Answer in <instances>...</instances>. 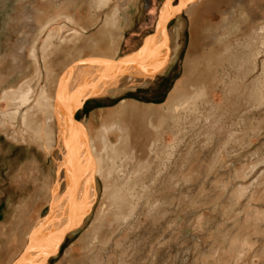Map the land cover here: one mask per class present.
Masks as SVG:
<instances>
[{"label":"rangeland","instance_id":"374dc122","mask_svg":"<svg viewBox=\"0 0 264 264\" xmlns=\"http://www.w3.org/2000/svg\"><path fill=\"white\" fill-rule=\"evenodd\" d=\"M0 1L4 4L6 0ZM34 1L7 0L9 6L18 3L22 7L20 10L17 5L13 6L14 12L33 14L34 17L31 20V16H26L21 27H14L15 22L10 20L9 13L2 20L0 94L20 84L27 77V64L37 62L30 56L29 49L31 45L40 46L46 35L37 29L45 18H40L36 10L28 8ZM80 1L93 10L91 0ZM164 1L138 0L135 3L132 9L134 18L123 31V51L137 50L144 38L153 32ZM232 1L224 13L232 8ZM261 1L264 3V0ZM36 7L42 9L44 6L38 3ZM110 10L111 7L105 13L97 14L100 23L97 30ZM180 18L178 15L175 20L168 21L167 30H172L178 23L182 27ZM37 32H40L39 35ZM116 34L114 31L111 38H122ZM257 34H260L259 38H256L254 45H249L251 48L247 47V53L233 52L231 47L228 55L218 61L220 67L207 69L210 71H207L210 74L209 83L202 93L194 92L193 86L199 84L191 76L170 98L179 68L175 67L169 75L157 76L166 70L167 64L179 59L182 48L179 45L180 49L177 48L170 60L165 61L162 69L155 74L156 80L149 86L108 93L102 99L85 101L81 111L75 113L76 120L84 123L89 119L97 127L100 113L118 106L123 100L160 105L169 120L174 99L189 97L179 102L180 106L175 111L179 115L178 137L175 138L168 126L164 127L166 150L172 154L162 157L149 154L143 141L135 138V164L129 159L125 173H121V176L115 174L118 183L129 182L131 188L126 198L140 207L131 224L118 230L119 226L113 217L114 207L104 192V182L98 178L96 203L80 224L64 235L56 254L49 256L42 264H264V24ZM22 40L23 50L18 45ZM71 45L70 41L55 40L50 45L47 57L56 46L69 49ZM10 47L14 49L13 52ZM258 50L262 51L261 55L258 53V67L251 72L250 55L253 56ZM185 51L186 48L182 52L179 77L185 73L182 69ZM7 53L10 61L4 60ZM95 56L90 55L89 58ZM83 57L74 58L62 68ZM15 60L21 67L17 70V80L12 79L16 71ZM47 62L51 76L61 60ZM62 68H58V73ZM255 79L259 81L262 92L256 95L257 99L251 94L250 87ZM88 103L91 104L89 108ZM84 107L87 109L84 110ZM7 108L10 107L6 101L0 99V111ZM146 120L138 115L133 120L134 127L144 128ZM11 134V131H0V217L8 215L13 198L29 189L28 184L21 179H11L15 167L23 163L33 151L38 152V156L44 154L32 140L28 139L27 144L19 139L13 141ZM161 151H164V147ZM59 154L60 150L57 149L54 157L58 159ZM54 157L47 156L46 164L50 168L54 166L56 172ZM138 161L145 166V170L133 172V168H139L136 165ZM48 169L46 167L45 171ZM54 178L50 192L55 188L54 183L56 186L59 183L57 172ZM225 183L226 187L216 186ZM238 183H242L241 190ZM34 192V207L30 211L32 224L35 227L38 224L47 226L44 220L52 210L53 194L46 197L41 189ZM154 208V215L150 214L149 211ZM26 231L24 228L19 230V240L14 250H4L0 264H12L24 252L28 239L30 241V236L26 243L23 241ZM67 246L71 248L69 254L64 253Z\"/></svg>","mask_w":264,"mask_h":264},{"label":"bare ground","instance_id":"6f19581e","mask_svg":"<svg viewBox=\"0 0 264 264\" xmlns=\"http://www.w3.org/2000/svg\"><path fill=\"white\" fill-rule=\"evenodd\" d=\"M137 1L91 0L90 2L94 11L111 7V10L105 14V19H103L104 21L101 24L102 26L97 31L102 36L109 37L114 44L116 38H111L112 34L116 31V36L118 35L120 37L123 35L125 27L132 21L131 12L133 13L132 9H134L133 7ZM182 1L184 3L186 2L184 6L180 7L179 4L178 7L170 6L165 9V11L167 10L165 12L166 15H161V18L158 20L153 37L148 42V45L139 52L135 50L130 54L121 56V59L118 58L119 60L116 59L117 57L95 56L76 61L71 66L61 67L62 71L59 73L58 70L60 69L53 70L54 72H52L53 74L51 76L49 75L50 69L47 62L49 56L47 57V52L50 49V45L53 44V41H70L74 47H77L84 41L89 43L96 39L92 40L88 28L77 22L73 12H68L71 7L75 6L78 8V0H36L30 3L31 5L28 8L30 10H36V15L40 18H45L43 22L38 24L37 29L40 32H45L46 36L43 38L41 45L39 44L40 46L31 45L32 47L29 49L30 56L34 61L37 60V62L27 64L25 72L27 77L16 87L5 89L0 94V99L6 101L10 107L0 111V131L4 133L11 131L13 141H18L19 139L27 144L28 139L32 140L33 143H36L43 150L44 154L38 156V152H31L32 154L13 170L11 179H21L24 183L28 184L29 189L13 198V204L8 211V215L6 217H0V263L4 250L9 252L14 250L19 240L18 232L23 228L28 230L25 233L23 241L26 243L29 236L30 241L28 239V244L23 250L24 252L16 260H13L11 262L12 264H21L22 259L29 253L33 254L41 251L39 254L41 257L43 252L42 246L44 245L49 249L55 244L54 247L57 251L62 242L60 240L62 234L60 238L58 234L62 231L64 233L63 235L66 234L64 232L65 225L69 221L73 222L77 219H79L77 221L79 225L84 216L91 210L93 204L96 203L95 201L98 196L96 190L98 178L104 182V192L114 207L113 217L119 226L118 230L120 231L122 228L129 226L132 220L136 218L140 207L126 198L129 193L127 191L131 188L128 184L129 182L118 183L115 174L120 175L121 173H125L129 159L132 161V164H135L134 158H137L136 145H133L135 138L143 141L146 147L145 149L149 154H153L156 157H162L164 154L168 156L172 154L166 150L168 147L165 142L164 127L168 126L175 138L178 137L179 115L175 111L180 106L179 102L188 100L189 97L184 96L179 99H174L175 103L173 104V111L168 118L169 120L165 117L162 112L163 107H160V105L156 106V104L123 100L118 106L100 113V116L97 118L100 124L97 127L89 119H86L84 123L76 120L75 114H72V108H77L80 104L79 102H74L73 97L76 99L77 97L75 98V96L85 95L84 92L89 87V84L90 88L86 91L93 93L96 89L98 90L99 85H91V82L94 80V72L97 70V67L100 68L101 66L107 67L104 75L102 73L104 79L107 77V80L110 79L107 85H102L104 86V94L122 92L126 89H136L138 87L145 88L151 82H154L156 80L155 74L162 69L167 59L170 60L172 53L177 51V48L180 49L179 45H182L181 27L176 25L170 31L166 28L170 16L181 12L186 13L190 19L192 12L203 5V0ZM169 2L170 0H166V4ZM38 3L43 4L44 7L42 9L37 8ZM111 3L112 6H110ZM33 4L35 5L33 6ZM231 6L232 8L229 12L225 13L222 23L217 28L218 36L215 38V42L218 45L224 43L229 35L237 29L235 22L244 11V5L241 0H233ZM191 22H195L194 17ZM191 22L189 21V23ZM262 28L263 25H260L258 29L262 30ZM40 32H37V34ZM23 41H18L19 49L21 50L24 48ZM230 45L224 44V50L221 52V56H219L220 53L215 52L209 54L207 57L205 56L206 59L202 57L201 60L207 63V69L214 70L216 66H221H218L217 63L219 60H223V56H227L231 51ZM59 48L60 46H56L55 51H58ZM261 52V50H258L253 56L250 55V59H252L250 66L251 72L257 69V60L259 54H262ZM52 53L54 54V51ZM18 57L17 55L16 58ZM187 61L185 59L182 66L185 73L177 78L172 92L169 94L170 98L178 92L180 86L187 83V80L191 76L196 77L197 84H199L193 86L196 94L202 93L207 89L206 84L209 83L210 71L206 70L204 72L205 69L203 71H197L194 65L191 66V62ZM119 62L120 65L116 67ZM112 70H118V73L115 76L114 74L111 75ZM62 72L64 73L62 74ZM205 73L206 76L204 77ZM250 87L251 94L253 93L255 95L254 99H257L256 95L262 94L259 88V81L256 79L253 80ZM67 89V92L70 91V97L74 95L70 102H66V98L69 95L67 94L65 96ZM113 89L116 91H112ZM87 105L89 108L91 104L88 103ZM86 109L84 107V110ZM67 115H72V120ZM93 115L95 116V114ZM138 115L143 119H148L146 120L144 128L137 129L134 127L133 120ZM18 125L19 127H17ZM162 147H164V151H161ZM57 149L60 150V154L57 155L58 159L54 157L57 154ZM50 155H53V160L56 159L54 165L56 166L58 175V179H56L59 180L57 186L54 183L53 186L55 188L51 192V183L55 179L56 172L54 166L50 168L46 164L47 156L50 157ZM136 165L139 168H133V172L142 170L145 167L140 161L136 162ZM46 167L49 168L47 171H45ZM225 185L226 183L216 186L226 187ZM241 186L242 183H238L240 190ZM31 189H33L32 192H30ZM38 189H41L46 197L52 193L54 199L52 200L53 203H51L53 204L52 210L44 220L47 222V226L38 224L35 227L32 224L33 218L30 216V211L34 207V191ZM64 202L68 203L64 206V209H61ZM76 210L79 215H73ZM155 210L156 208L150 210V214L154 215L153 211ZM67 213H72L70 220H65L60 224L61 215ZM32 230L33 232L31 233ZM70 249L67 246L64 253L69 254Z\"/></svg>","mask_w":264,"mask_h":264},{"label":"crops","instance_id":"0c3cea01","mask_svg":"<svg viewBox=\"0 0 264 264\" xmlns=\"http://www.w3.org/2000/svg\"><path fill=\"white\" fill-rule=\"evenodd\" d=\"M230 2H231V0H203V3H202L203 5L199 8H196L192 12L190 19L186 13H184L182 15L181 12L175 13L170 18V20L173 21V20H175V18L178 17V15H179V17H181L180 19L182 21V27H181V24H179V23L177 25V26L181 27L180 33H181V38H182V43H183L181 46L182 47L181 51H180L181 55H180L179 59H176L174 62H172V64H170V65L167 64L168 66L166 65V67H165L166 70H164L163 72H159L157 76H163V74L169 75L171 73V71H173L175 69V67H177V68H179V73L174 78V80H176V78H178L180 73H181V67L180 66H181L182 57H183L182 52H183V49H185V48H186L185 59L188 60L187 62H191V66L194 65V68L197 71L198 70L203 71L205 69L204 72H206L208 67H207V63L205 61L201 60L202 57H204V59H206V57L211 53L223 52L225 43H226V45L231 44L230 46L232 47L233 52H238V53L239 52H245V53H247L249 51L247 49V47L249 45L251 46V45H254V43H256L255 42L256 38H259V36H260V34H257L256 32H258L259 26L264 24V3L262 1L259 2V0H245V2L242 1V4H244V6H243L244 11L241 14V16H239L235 22L237 25V29L229 35L228 39L225 40L226 42L224 41V43L218 45L215 42L216 41L215 38H217V36H218V33H217L218 29L217 28L222 23V21L224 19L223 17L225 16L224 12L230 6ZM167 4H169V5H167ZM167 4H166V0H165V2H163L162 6L160 7V9L158 11L157 20H156L157 22L161 18V15H166L165 12L167 10L165 11V9H167L170 6H177L178 7V0H170V2ZM15 5H17L20 8V10H22L21 9L22 7H20L18 3H15V4L9 6L7 4V0L4 2L3 7H1L2 2L0 1V25L2 23V20L6 17V15L8 13L10 14L9 16H11V18H10L11 21L15 22L14 27H17V26L21 27L23 20L26 19L25 18L26 16H29V17L31 16V20L33 19V17H34L33 14L29 15L26 13L24 14L22 12H19V13L14 12L12 7ZM77 6H78V8L75 6L71 7L68 10V12L69 13L73 12L75 14L74 16H75L76 20L78 21V23L80 25L86 26L89 30L88 32H89L90 36H92V40H95V39L96 40L89 42V43L84 41L80 46H77V47L70 46L69 49L65 46H60L58 51H55V49L52 50V52L54 51V54L52 52H50L49 60H53V61L61 60V62L56 65L57 69L61 68L62 65L70 62L71 60H73L74 58H77L79 56H85L81 60L89 59L90 55L117 57L116 59H118L121 56H124L126 54H130V53L135 51L134 49L123 51V47L125 45V40L123 39L124 38L123 36L121 39L116 38V41H114V44H113V42L110 40L109 37L102 36L97 31V29H98L97 27L100 24V23H98L99 18H98L97 14L99 12L105 13L106 11L109 10V8L102 10V11H93V10H91V8L89 7L88 4H85L80 0H78ZM75 8H77V9H75ZM161 9H164V10L161 11ZM180 11H182V9H180ZM162 12H164V13H162ZM133 15H134V12L133 13L131 12V20L134 18ZM193 17L195 19V22H191V21H193ZM189 21L191 23H189ZM157 22H156V24H157ZM90 32H92V33H90ZM97 39H98V41H97ZM188 41H189V44H188ZM108 43H110L111 46ZM127 45H129V43H127ZM212 45L214 46L213 48H212ZM16 46H17V44H16ZM93 47H95V48H93ZM108 48H110V49H108ZM14 49H15V46H14ZM10 50H11V47H10ZM10 50L8 52H10ZM13 50H11V51L13 52ZM5 51H6V49H5ZM25 52H26V50H25ZM6 59L9 60L8 53L6 54V56L4 55V60H6ZM12 60H13V56H12ZM81 60H79V61H81ZM14 67L16 68V71L14 72V77H12V79L17 80V76H19V72H17V70H19L21 67H18V63L16 61L14 62ZM106 69H107L106 66H101L100 68L97 67V70L94 72V80L92 81L93 83L91 82V85H99L98 90L96 89L95 92H93V93L86 91V90H88V88H90V84H89V87L86 88V90L84 92L85 95L81 94L80 96H75V98L77 97L76 99H74V97H73L74 102H79V104H80V105L78 104L79 106L77 108H72L73 109L72 110L73 115L75 113H77V111H81L82 106L85 103V101L97 100V99H102L103 97H106V96H104L105 94H104V90H103V87L105 85H107L108 84L107 81H109V80H107L108 77L106 79H104V77H103ZM117 71L118 70H112L111 75L114 74V76H115V74L118 73ZM64 72H62V74ZM102 73H103V75H102ZM98 74L100 77L102 76L101 79L98 76ZM205 76H206V73L204 74V77ZM192 78L196 79V77H194V76H192ZM18 79L20 80V78H18ZM101 81L104 84H102ZM102 85H104V86H102ZM67 91H68V89L65 92L66 93L65 96H67V94H69L68 95L69 97L67 96L68 99L65 97L66 102L67 101L70 102L72 99V96H74V95H71V97H70V91L69 92H67ZM101 92H102V94H101ZM98 94H100V95H98ZM165 94H166V92H165ZM65 111H66V109H65ZM67 197H69V196H67Z\"/></svg>","mask_w":264,"mask_h":264},{"label":"water","instance_id":"95a60500","mask_svg":"<svg viewBox=\"0 0 264 264\" xmlns=\"http://www.w3.org/2000/svg\"><path fill=\"white\" fill-rule=\"evenodd\" d=\"M188 2V1H187ZM186 3V2H185ZM182 0H178V5L180 4V7L181 6H184V4H185ZM172 16H170V18H171ZM169 18V19H170ZM155 28H154V30H153V32L151 33V34H149L146 38V40H145V38H144V40H143V43L140 45V47L136 50L137 52H139L141 49H143V48H145L147 45H148V42L151 40V38L153 37V34L155 33ZM119 59H121V57L119 58ZM118 59V60H119ZM120 65V62L119 63H117V65H116V67L117 66H119ZM110 67H112V66H110ZM59 103V102H58ZM58 106V105H57ZM56 106V107H57ZM59 109V108H58ZM67 117H69V119H71L72 120V115H67ZM68 202H64L63 203V205L61 206V209L63 208H65L64 206H66V204H67ZM76 214H78V211L76 210V212H74L73 213V215H76ZM72 215V213H67V214H63V215H61V220H60V224H62L63 223V221H65V220H70V216ZM79 215V214H78ZM68 217H69V219H68ZM77 221H79V219H77V220H75V221H69L66 225H65V227H64V232L65 233H68V232H70L71 230H73L74 228H76V225H78L77 223ZM67 222V221H66ZM59 230V229H58ZM62 234V237H61V241H62V239H63V237H64V233H63V231L61 232V233H59L58 235H59V238H60V235ZM58 237V236H57ZM60 241V242H61ZM59 243V242H58ZM57 243V244H58ZM57 244H56V246H57ZM53 246V245H52ZM51 246V248H47V246H42V248H43V252H42V254H41V257H40V252L41 251H38V252H35V253H33V254H31V253H29V254H27L23 259H22V262H21V264H26V262H27V264H41L44 260H46L49 256H52V255H55L56 254V248L54 247L55 246V244H54V246L52 247ZM53 248H54V250H53ZM51 249V250H50ZM45 251V252H44Z\"/></svg>","mask_w":264,"mask_h":264}]
</instances>
